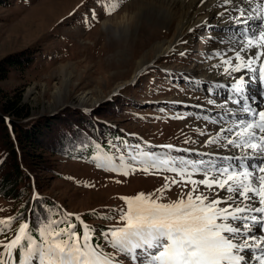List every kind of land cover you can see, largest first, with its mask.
<instances>
[{
	"label": "rangeland",
	"instance_id": "1",
	"mask_svg": "<svg viewBox=\"0 0 264 264\" xmlns=\"http://www.w3.org/2000/svg\"><path fill=\"white\" fill-rule=\"evenodd\" d=\"M150 2L153 0H123L111 14L105 11L109 0H26L14 1L10 6L0 5V61L25 48L37 54L34 66L14 70L0 82L3 91L19 94L34 116L68 106L92 111L123 91L135 111L126 110L123 118L111 119L112 123L146 137L150 150L174 146L158 159L143 156L128 159L127 164L135 171L129 170L127 176L89 163H62L56 159L57 168L65 175L45 178L49 192L77 210L111 205V209L105 208L117 212L111 222L113 228L125 224L120 219V210L127 209V202L121 197L151 193L158 202L168 203L179 197L186 200V194L193 188L197 189L194 195L204 192L210 197L228 196L229 193L216 186L209 190L204 185L192 184L187 174L199 181L204 179L205 171L211 178L217 168L229 164L233 171H241L240 164L225 159V154L228 140L237 133L227 129L239 122L243 100L231 81L221 79L229 74L221 63L223 58L242 40L239 30L227 31L222 24L201 22L183 31L180 46L162 53L158 43L176 42L184 9L175 4L172 19H162L159 13L149 9ZM106 18L120 31L110 28L108 32L104 26ZM123 25H129L130 29L122 30ZM253 51L264 53V48ZM243 57L255 58L264 64V54L252 57L249 52ZM141 60L145 64L142 67ZM254 82L258 85L252 92L264 98V82L259 75ZM150 88L152 91L147 93ZM262 106L264 111V101ZM139 110L143 111L135 115ZM254 120L257 124L264 122L258 114ZM221 128L225 131L221 132ZM144 137L141 139L146 141ZM214 138L215 142H211ZM146 158L156 164L148 172L141 170L147 166ZM171 162L183 167L184 172L172 171ZM258 201L259 197L254 203ZM218 207H224L223 201ZM10 213V202L0 198V215ZM108 251L121 264H139L113 248Z\"/></svg>",
	"mask_w": 264,
	"mask_h": 264
},
{
	"label": "snow or ice",
	"instance_id": "2",
	"mask_svg": "<svg viewBox=\"0 0 264 264\" xmlns=\"http://www.w3.org/2000/svg\"><path fill=\"white\" fill-rule=\"evenodd\" d=\"M122 2L123 0H109V3L105 5V11L109 14L115 12ZM229 2L231 0H225V3ZM241 15L243 16L244 13L242 12ZM92 16L95 18V11ZM251 19H259L261 23L244 29L246 35L241 47L234 49L237 59H241L242 51L246 54L251 52L252 57L264 54L253 51L257 47L264 48V44L257 46L253 43L257 35L261 41H264V17L249 16L248 20H242L241 23L248 25ZM241 66L251 67L250 64L237 65L233 70L239 71ZM251 71L255 73L256 69ZM261 71H264V68ZM245 83L247 81L244 76H240L238 82L233 85V89L242 93V85ZM236 103L240 101L237 100ZM242 110L254 111L247 104ZM258 115L264 121V111H260ZM240 123L241 128L237 135L243 137L242 143L237 144L236 140L229 139L228 144L236 148L254 150L245 158L258 159L259 164L242 163L238 166L241 169L239 172L233 171V166L229 164L217 168L216 174L211 178L205 171L204 179L199 181L192 180L191 174H187V179L194 185H204L209 190L216 186L230 195L215 194L210 197L204 192L194 195L197 189L193 188L186 194V200L179 197L168 203L158 202L151 193L141 192L132 197H121L127 202V209L120 210V219L125 221V224L123 227L109 229V233L105 234L109 245L118 253L138 261L139 264H243L245 257L239 255L238 250L253 247L248 243V239L264 242V235L246 237L243 243L236 239L241 233H250L254 224H260L264 228V215L259 217L248 215L250 212L264 214V122L257 124L241 121ZM220 131L223 132L225 129L221 128ZM227 131L231 132L232 129L229 128ZM256 137L259 138L258 142L254 139ZM211 142H215V138ZM130 159L135 160L136 157ZM95 162L99 168L121 172L125 176L129 175V170L135 171L131 164L125 163L123 156L117 159L111 155L99 153L95 157ZM145 162L147 166L141 169L142 171L148 172L156 167L151 158H146ZM171 163L172 171L184 172L183 167L175 165V162ZM173 183L176 181L174 180ZM257 197L261 206L254 203ZM234 200H240L243 206L233 205ZM222 201L224 207H218ZM245 201L247 203H244ZM69 215L75 214L69 213ZM15 219L16 217H7L0 220V224L10 225ZM247 221H251L252 224ZM55 223L50 221L39 229L41 237L36 243H33V237L30 234L25 233L28 224H21L15 239L2 247L11 256V249L21 245L22 239L25 240L21 247L25 249L27 259L21 260L19 264H121V261L114 258L113 253L105 252L99 244L92 242L93 237L89 226L85 225V231L82 234L75 231V225H69L67 229L56 232L53 228ZM3 254L0 252V256ZM257 259L260 260V264H264V249L261 250V256ZM0 264H4L3 260H0Z\"/></svg>",
	"mask_w": 264,
	"mask_h": 264
},
{
	"label": "trees",
	"instance_id": "3",
	"mask_svg": "<svg viewBox=\"0 0 264 264\" xmlns=\"http://www.w3.org/2000/svg\"><path fill=\"white\" fill-rule=\"evenodd\" d=\"M14 1L26 0H0V5L10 6ZM58 59L63 60V57ZM36 60V51L29 48L9 54L0 61V82L14 70L31 68ZM151 91L150 88L147 93ZM125 93L114 95L109 102L92 111L68 106L61 111L34 116L19 94L12 95L0 88V198L10 202L11 206L10 215L2 214L0 220L16 217L10 225L0 224L3 229L0 230V252L4 253L0 260L4 264H19L27 259L26 251L21 247L26 242L23 239L21 245L11 249V256L2 247L15 239L24 223L28 224L25 233L33 237V243L41 237L39 229L50 221L56 222L53 226L56 232L75 225V231L82 234L87 225L91 229L92 242L112 253L108 251L112 247L105 239V234L113 229L111 222L117 217V212L105 208L111 209L112 206L74 209L49 192L45 178L65 175L57 168L56 159L62 163L76 161L97 167L95 157L99 153L117 159L123 156L125 163L131 157L158 159L168 154L169 148H158L154 143L158 147L150 150L146 137L112 123L111 119L123 118L126 110L135 111Z\"/></svg>",
	"mask_w": 264,
	"mask_h": 264
},
{
	"label": "bare ground",
	"instance_id": "4",
	"mask_svg": "<svg viewBox=\"0 0 264 264\" xmlns=\"http://www.w3.org/2000/svg\"><path fill=\"white\" fill-rule=\"evenodd\" d=\"M160 2L161 3L158 4V2H156V0H153V2L148 3V5H149V9L156 12V13H159V17L162 19L164 17H169L170 20L172 19L173 15H174L173 8H174L175 4L180 5L181 8L184 9V12L181 16V19L179 20V25H178L179 36H177L176 42L174 44L170 43V44L166 45V41L162 40L161 42L158 43L159 44L158 46L161 48L162 53H164L165 51H167L170 48H175L177 45H179L180 41L183 38L182 37L183 31L188 30V29H193L197 25H199L201 22L218 24L219 26L222 24L221 26L224 27V29L227 31L231 28H237L239 30L238 35L240 37H242V40L239 41V45L237 43L236 47L231 48L230 51H228L226 53V55H225L226 58L225 57L223 58L221 63H223V66L225 68L226 67L228 68L227 71L229 72V74H228V76H224L221 79L223 82L224 81H231L232 85H234V84H236V81H238V78L240 76H244V79H245V81H247V83L242 85L243 92L239 93L240 98L243 100V107L245 106V104H247V105H250L251 109L254 110V111H243L241 113V115L239 116L240 117L239 122L234 123V126H231L232 131H237V133L240 132V128H241L240 122L241 121L255 122V120L253 121V119H255L256 115L260 111H263L261 108H263L262 105H263L264 98H262L263 97L262 94L257 95V93L255 92L256 94L254 95V93L252 92L254 90L253 89L254 86L257 87L256 85H258L257 84L258 82H256V83L254 82L255 83L254 84L253 80L256 77V75H259V78L262 79V81L264 82V71H261V69L264 68V64H263V62L260 63V61H258V59H255V58L249 59V58L243 57V55L245 53L243 51L241 52V59H237L234 49H240L243 38L246 35V33L244 32L245 28L255 27L261 23V21L259 19L249 20L248 25L241 23V21L242 20H248L249 16H251V17H264V0H231V2H229V3H225V0H160ZM165 5H167V7L162 8V6H165ZM221 5H223V6L220 7ZM242 12L244 13L243 16L241 15ZM164 19H166V18H164ZM109 21H110V19H107L104 21V24H105L104 26L108 30V32H109L110 28L113 29V31H120L119 27L116 28L115 26L111 25L109 23ZM31 24H32V22H31ZM121 27H122V25H121ZM125 28L130 29L129 25L128 26L123 25L122 30H124ZM77 43H79V42L77 41ZM253 43L256 44L257 46H259V45L264 44V41L262 42L260 40L259 36L257 35L255 40L253 41ZM102 44L104 45V43H102ZM229 56H232V57L230 58ZM143 61L144 60L140 61V63H139L140 67L145 65L143 63ZM225 61H228V63H225ZM233 61H234V63H231ZM62 63H64V62H62ZM81 64H82V62H81ZM248 64H250L251 67L241 66L239 71L233 70L234 67L237 65H248ZM231 65H233V66H231ZM228 66H231V67H228ZM251 69H256V72L253 73L251 71ZM211 78H213V80L217 81L216 77L212 76ZM66 80L69 81V78H66ZM257 81H259V80H257ZM59 92L60 91H58V93ZM233 97L236 99V96L234 94H233ZM242 97H244V98H242ZM250 97H252V98H250ZM254 113H255V115H254ZM259 120H261L260 116H259ZM237 133L234 134L233 136H231L230 139L236 140L237 144H240L243 141V137L238 136ZM254 139L257 142L259 140L258 137L254 138ZM228 146L229 147H226V153L227 154H225V156L227 158H233V159H231L233 162H236L239 164L243 163L246 165H249V163H254V165L259 164L258 159H255V158L246 159L245 158L248 154H250L254 150L246 149L243 147L236 149V147L229 145V144H228ZM236 169H238V168L236 167ZM236 201H238V203H236V204H241L240 200H236ZM244 203H247V202L245 201ZM232 204L236 205L234 203H232ZM256 204H257V206H261V205H259V203H256ZM241 206H243V205L241 204ZM248 215H255V216L259 217V216L264 215V214L256 213V212H250V213H248ZM247 223L252 224L251 221H247ZM261 235H264V228H262L260 224H254L251 227L250 233H248V232L241 233L236 239L240 243H243V241L246 237H251V236L260 237ZM248 243L250 245H253V247L243 248L241 250H238V254L243 255L245 257L243 264H260V260L257 258L261 256V250L264 249V242L259 241V240H252L249 238Z\"/></svg>",
	"mask_w": 264,
	"mask_h": 264
}]
</instances>
